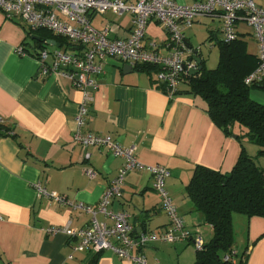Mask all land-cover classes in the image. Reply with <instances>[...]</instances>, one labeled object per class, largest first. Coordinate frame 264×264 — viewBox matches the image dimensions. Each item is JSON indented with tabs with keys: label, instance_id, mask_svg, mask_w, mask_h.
I'll list each match as a JSON object with an SVG mask.
<instances>
[{
	"label": "crops",
	"instance_id": "crops-1",
	"mask_svg": "<svg viewBox=\"0 0 264 264\" xmlns=\"http://www.w3.org/2000/svg\"><path fill=\"white\" fill-rule=\"evenodd\" d=\"M177 1L189 4L194 0ZM254 2L264 7V0ZM89 18L95 28L109 25L111 37H126L131 31L132 16L127 12L91 13ZM220 26L217 17L196 18L185 30L187 49L196 50L205 62L193 36L198 30H207L211 46H217L222 40ZM38 32L31 31L19 17L8 18L0 10V264H134L110 250H73L74 240L63 232L44 231L49 226L67 224L73 229L84 227L91 217L38 195L35 183L48 192L64 195L68 201L94 205L123 160L104 147L83 148L73 141L81 92L63 76L39 77L37 59L29 52L34 43L47 48L69 46L58 42L60 36L51 31ZM236 34L247 52L257 56L252 29L242 19L236 22ZM164 38L159 25L148 24L145 44L156 43L159 52L165 53L160 46ZM19 47L24 48V54L18 52ZM190 55V51L185 53L186 58ZM104 69L97 78L99 88L83 129L108 134L123 147L133 146L146 165H164L170 172L165 186L172 202L185 225L207 242L213 234L212 226L193 208L185 186L195 165L230 171L239 152L238 140L213 123L200 98L184 92V77L178 92L169 97L164 84L154 82L153 74L133 68L129 71L114 57L107 58ZM259 85H252L250 97L264 104V87ZM232 128L240 131L236 124ZM242 144L250 155L259 148L246 138ZM86 166L96 170L93 178L84 173ZM122 190V197L114 199L110 209L125 210L135 231H162L167 227L168 216L153 190L149 172H128ZM97 218L105 219L102 214ZM232 228L237 255H243L245 264H264V218L233 213ZM138 251L150 263L194 264L196 259L192 242L186 240L153 242L132 250Z\"/></svg>",
	"mask_w": 264,
	"mask_h": 264
},
{
	"label": "built area",
	"instance_id": "built-area-1",
	"mask_svg": "<svg viewBox=\"0 0 264 264\" xmlns=\"http://www.w3.org/2000/svg\"><path fill=\"white\" fill-rule=\"evenodd\" d=\"M0 10L6 17H19L31 31L48 30L63 37L68 46L64 49L36 46L29 52L37 59L38 76H63L70 80L82 95L75 114L76 128L72 139L83 148L89 146L104 147L123 162L116 175L104 188L99 200L94 205L68 201L64 195L48 192L35 183L38 195L50 197L58 204H65L73 209L90 214V222L84 227L73 229L65 226H49L46 234L63 232L68 239H73V250L85 249L99 252L110 250L121 258L134 264H158L148 262L145 255L133 249L153 242L175 243L191 241L195 250H201L204 242L197 233H193L184 223L177 206L172 202L165 183L169 170L161 164L146 165L138 158L133 146L123 147L108 134L84 130L89 105L94 93L99 88L98 76L105 72L107 58L114 57L132 68L137 64H150L157 67L154 82L164 84L165 92L173 97L179 88L183 75L188 68H195L196 62L185 57L187 49L185 30L193 21L203 15L220 19V32L224 42L236 38V22L239 19L252 29L257 42V66L249 72L243 82L246 85L264 83V7L254 0H194L181 3L177 0H0ZM110 11L120 15L132 16L131 31L126 37H111L110 26L95 28L90 23L91 13ZM159 25L165 38L160 46L166 51L161 53L156 43H144L149 23ZM24 48L18 52L24 54ZM184 66L186 68H184ZM1 121V120H0ZM89 178L96 175L93 167L83 168ZM130 171H147L151 175L153 190L160 198L162 209L168 216V225L162 231L134 230L129 222V214L123 210H112L114 199L122 197L125 176ZM98 214L104 220L97 218ZM233 250L231 254H235ZM228 255L224 256L227 259Z\"/></svg>",
	"mask_w": 264,
	"mask_h": 264
},
{
	"label": "trees",
	"instance_id": "trees-1",
	"mask_svg": "<svg viewBox=\"0 0 264 264\" xmlns=\"http://www.w3.org/2000/svg\"><path fill=\"white\" fill-rule=\"evenodd\" d=\"M57 39L60 43L66 42L63 37ZM217 45L216 66L207 69L201 60L199 72H186L184 92L200 98L209 118L224 134L234 136L240 148L230 171L195 165L185 186L193 208L203 214L213 231L202 249L196 250L194 264H245L243 255L231 254L234 250L232 214L264 218V160H260L264 159V104L250 97L252 85L243 82L257 66V56L248 53L245 43L237 37L230 42L219 40ZM133 69L150 75L157 71L150 64H137ZM235 124L239 132L233 131ZM244 138L259 147L255 155L245 151Z\"/></svg>",
	"mask_w": 264,
	"mask_h": 264
},
{
	"label": "rangeland",
	"instance_id": "rangeland-1",
	"mask_svg": "<svg viewBox=\"0 0 264 264\" xmlns=\"http://www.w3.org/2000/svg\"><path fill=\"white\" fill-rule=\"evenodd\" d=\"M220 25V23H219ZM36 34H39L38 31H34ZM207 30H198L196 35L193 36V43H196V46L198 48H201L202 54L205 57V67L207 69L214 68L218 61V45L211 46L210 42L211 40L207 37ZM193 51V50H192ZM253 86L251 87V89ZM264 92V91H263ZM262 160V158H260Z\"/></svg>",
	"mask_w": 264,
	"mask_h": 264
},
{
	"label": "water",
	"instance_id": "water-1",
	"mask_svg": "<svg viewBox=\"0 0 264 264\" xmlns=\"http://www.w3.org/2000/svg\"><path fill=\"white\" fill-rule=\"evenodd\" d=\"M31 37L34 39H37V36H35V35H33ZM189 59L190 60L192 59L196 62V67L195 68H188V72L190 74H194V73L199 72L202 69V66H201V59L198 58L196 50L192 51V56H190ZM124 68H126L130 71L132 67L129 64H124ZM184 68H186V67L184 66ZM259 86L264 87V83H261Z\"/></svg>",
	"mask_w": 264,
	"mask_h": 264
}]
</instances>
